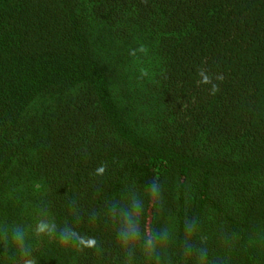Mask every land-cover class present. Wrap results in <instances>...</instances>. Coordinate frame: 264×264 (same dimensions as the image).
<instances>
[{
	"label": "trees",
	"instance_id": "trees-1",
	"mask_svg": "<svg viewBox=\"0 0 264 264\" xmlns=\"http://www.w3.org/2000/svg\"><path fill=\"white\" fill-rule=\"evenodd\" d=\"M128 192L146 234L195 219L203 264H264V0H0V264H124ZM178 247L164 264H199Z\"/></svg>",
	"mask_w": 264,
	"mask_h": 264
},
{
	"label": "clouds",
	"instance_id": "clouds-1",
	"mask_svg": "<svg viewBox=\"0 0 264 264\" xmlns=\"http://www.w3.org/2000/svg\"><path fill=\"white\" fill-rule=\"evenodd\" d=\"M103 171V169H100ZM163 185L153 180L144 189V195L160 204L163 199ZM144 210L143 198L135 192H128L125 201L111 202L105 210L116 227L117 243L123 253L124 264H137L138 253L151 264H164L167 249L170 244L178 243V255L185 260H198L203 264L207 257L206 248L198 246L194 239L199 225L195 219H185L182 226V238H178L174 227H161L150 235L141 230L138 217ZM35 232L49 239L55 240L59 245L70 247L73 245H95L96 241H85L80 232L72 226H58L51 219L41 218L36 225ZM16 249L20 256L27 257L31 252L29 233L20 226L12 227L4 237ZM25 264H36L34 258L27 259Z\"/></svg>",
	"mask_w": 264,
	"mask_h": 264
}]
</instances>
